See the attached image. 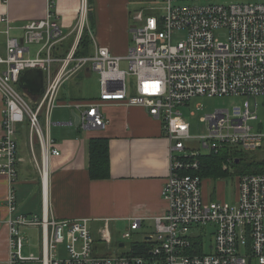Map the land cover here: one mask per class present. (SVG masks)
<instances>
[{
  "label": "built area",
  "instance_id": "obj_1",
  "mask_svg": "<svg viewBox=\"0 0 264 264\" xmlns=\"http://www.w3.org/2000/svg\"><path fill=\"white\" fill-rule=\"evenodd\" d=\"M161 4L159 17L134 14L132 44L124 57L113 56L98 45L89 56H75L87 28L84 3L71 33L64 32L52 8L42 19L28 20L20 39L12 37L8 27L4 32L0 175L9 185L5 197L9 217L4 221L0 216V224L8 227V264H264V174L237 177L233 204L207 200L203 179L197 174L202 156L228 150L227 163L231 164L233 153L264 149V2L162 0ZM73 32L74 44L68 53L55 57L54 48ZM176 33L181 38L174 43ZM32 45L38 47L33 53ZM122 62L127 69L120 67ZM85 67L99 76L100 101L144 108L161 121L169 145V174L161 192L166 211L156 217L154 233L144 239L150 247L143 254L96 255L88 219L49 217L46 198L41 215L17 210V128L28 122L30 143L33 137L38 142L44 193L45 168L48 174L50 157L60 155L48 134L52 109L59 105L63 84ZM29 69H40L44 75L43 94L35 100L17 84L20 73ZM126 77L134 78V95L129 94ZM201 96L241 98L242 102L206 114L201 119L206 135L196 139L199 148L195 149L185 144L193 137L180 108ZM63 106L79 110L78 125L83 129H104L108 123L97 102ZM140 224V219H133L122 238L129 239ZM211 224V251L206 253L199 231ZM29 228L40 230L38 256L23 254V230ZM100 236L107 245L111 243L107 223ZM60 247L65 249L62 257Z\"/></svg>",
  "mask_w": 264,
  "mask_h": 264
},
{
  "label": "crops",
  "instance_id": "obj_2",
  "mask_svg": "<svg viewBox=\"0 0 264 264\" xmlns=\"http://www.w3.org/2000/svg\"><path fill=\"white\" fill-rule=\"evenodd\" d=\"M237 2H264V0H230ZM129 0H0V56L6 53L7 30L12 37L21 38L28 20L42 19L49 8L55 12L65 33H71L79 21L82 4L87 29L94 36L95 46L106 47L113 56L124 57L130 47ZM92 3V14L90 9ZM130 32V31H129ZM131 34V32H130ZM73 38L70 34L67 38ZM66 39V40H67ZM123 63V62H122ZM2 66L0 67V70ZM69 84L65 88L66 84ZM64 88L67 91H64ZM99 76L88 67L65 82L58 96L59 105L50 117L48 134L59 156L50 157L44 195L42 180L25 142V128L18 127V179L14 186L17 210L25 215H41L43 199L49 217L57 220L88 219L90 231L101 224H122L128 229L133 219H140V227L152 228L156 217L166 211L161 195L169 174V145L162 123L139 106H128L120 101H100ZM97 102L107 120L104 129L82 128L74 124L73 112L79 110L63 106L65 103L87 104ZM2 98L0 94V138L2 136ZM103 138L109 146V177L93 180L89 175L90 142ZM9 185L0 175V216L4 221L9 213L5 203ZM204 197H208L206 191ZM101 227L96 229L100 236ZM8 227L0 224V264H8ZM27 230H40L29 228ZM152 233H145L148 239ZM141 240V241H142ZM122 244V243H121ZM119 244L123 247L124 244ZM41 245V244H40ZM35 255L29 252L28 255ZM123 254V253H121ZM25 255V256H28ZM38 256V255H35Z\"/></svg>",
  "mask_w": 264,
  "mask_h": 264
},
{
  "label": "rangeland",
  "instance_id": "obj_3",
  "mask_svg": "<svg viewBox=\"0 0 264 264\" xmlns=\"http://www.w3.org/2000/svg\"><path fill=\"white\" fill-rule=\"evenodd\" d=\"M162 0H129L128 2V10L130 12V21L129 25L133 26L136 25L135 21H133V16L137 12H142L144 16H155L159 17L161 15V7L163 4ZM91 14L93 10L92 3H90V9ZM130 31V30H129ZM128 33L129 41H131L130 44H132V38L130 32ZM219 37L221 39H224L223 34H220ZM181 38L180 34L174 35V43L177 42ZM30 50L32 53L34 50L38 47L32 45L30 46ZM120 67L122 69H127L128 66L126 63H121ZM126 84L127 88H129V94L134 95V78L133 77H126ZM69 84L67 83L65 85V88L68 87ZM64 88V91H67V89ZM242 102L241 98H233V97H224V96H216V97H207V96H201L193 98V100L190 101L189 105L186 107L180 108V112L183 115L184 119L189 123L190 126V136L193 137L191 141L185 143L186 145L198 149V141L196 140L199 137H202L206 135V127L203 122H201V119L206 115L214 112L217 109H223V108H232L234 105H238ZM197 106H200L199 109H197ZM57 108V106H54L53 110ZM45 113V108L41 110V117H43V114ZM51 113V117H52ZM261 115V112L259 113ZM25 128V142L27 144V147L30 151H33L34 156L32 155V161L36 165V167L39 170L40 173V149L38 142L35 140V137L32 139V144L30 143V125L28 122L23 123L22 125ZM19 126V127H20ZM18 131V129H17ZM19 149V148H18ZM199 151L203 154L208 153L207 151H204L203 149H199ZM264 157V150L259 149L256 151L251 152H242V162L248 163L251 161H256L259 159H262ZM37 162V163H36ZM38 165V166H37ZM222 169L226 171L224 176H221L219 178H204L202 180V189L203 191H206L208 194V197H212L211 200L216 201H225L227 203L233 204L236 200V178L237 173L235 172V168L228 164L227 162L223 163ZM41 178V173H40ZM204 193V192H203ZM105 224H101L100 227L103 228ZM97 227L96 229L100 228ZM107 227L110 231L111 235V243L107 245V243L102 240L101 236L98 235L96 232V229L91 231V236L94 239V245L93 248L95 250L96 255H103V254H114V255H120L121 253L125 254L130 252L132 243L141 242V240L144 237L145 233H152V228H142L139 231H133L131 233V237L128 239L122 238V235L127 231V228L124 227L122 224H115L111 223L110 225L107 224ZM214 231V227L211 225H207L200 228L199 233L202 234V239L204 241V250L206 253H210L211 251V245H212V233ZM154 233V232H153ZM25 241H24V247H23V254L28 255L29 252L34 253L35 255H40L41 253V235L40 232H37L36 230H27L23 232ZM124 244L123 247H119V244ZM60 257L65 255V249L63 247H60L59 251Z\"/></svg>",
  "mask_w": 264,
  "mask_h": 264
},
{
  "label": "trees",
  "instance_id": "obj_4",
  "mask_svg": "<svg viewBox=\"0 0 264 264\" xmlns=\"http://www.w3.org/2000/svg\"><path fill=\"white\" fill-rule=\"evenodd\" d=\"M91 1V0H89ZM73 38L61 42L54 48V56L63 57L70 50ZM92 39L87 28L83 29L81 37L76 47L75 56L83 57L91 55ZM90 166L89 175L93 180H102L109 177V146L108 141L103 138L92 139L90 142ZM263 149V148H262ZM264 150V149H263ZM228 150L222 151L218 155H205L201 158L202 167L197 173L202 179L219 178L224 176L226 171L222 169L223 163L227 162ZM235 155L231 165L235 168L237 177L243 175L264 174V157L262 159L242 162V154ZM236 160L238 163L236 164ZM150 247V243L142 240L141 242L132 243L131 250L125 254H143Z\"/></svg>",
  "mask_w": 264,
  "mask_h": 264
},
{
  "label": "water",
  "instance_id": "obj_5",
  "mask_svg": "<svg viewBox=\"0 0 264 264\" xmlns=\"http://www.w3.org/2000/svg\"><path fill=\"white\" fill-rule=\"evenodd\" d=\"M18 87L25 93L31 100H35L42 96L44 91V75L40 69H29L20 73L18 78ZM74 124H79V116L74 112ZM238 163V160L235 162ZM122 246V244H121Z\"/></svg>",
  "mask_w": 264,
  "mask_h": 264
},
{
  "label": "bare ground",
  "instance_id": "obj_6",
  "mask_svg": "<svg viewBox=\"0 0 264 264\" xmlns=\"http://www.w3.org/2000/svg\"><path fill=\"white\" fill-rule=\"evenodd\" d=\"M46 173H47V170L45 168V171L43 173V183H44L45 186L47 184V178H48V174H46Z\"/></svg>",
  "mask_w": 264,
  "mask_h": 264
}]
</instances>
